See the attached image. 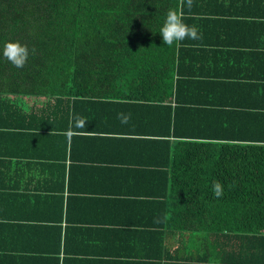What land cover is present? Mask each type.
<instances>
[{"label":"trees","instance_id":"obj_1","mask_svg":"<svg viewBox=\"0 0 264 264\" xmlns=\"http://www.w3.org/2000/svg\"><path fill=\"white\" fill-rule=\"evenodd\" d=\"M178 6L179 0H0V132H15L19 141L65 138L78 114L86 126L77 131L152 137L148 143L160 148L148 149L140 167L157 173L146 178V201L162 205L156 233L163 264H264V104L237 111L181 95L178 42L164 45L159 33L167 11ZM9 40L36 49L23 68L3 58ZM14 94L45 100L27 106ZM119 113L144 120L146 133L130 123L111 131L107 124L121 121ZM215 181L223 185L220 198ZM19 195L0 191V205ZM168 235L179 237L175 252Z\"/></svg>","mask_w":264,"mask_h":264},{"label":"crops","instance_id":"obj_2","mask_svg":"<svg viewBox=\"0 0 264 264\" xmlns=\"http://www.w3.org/2000/svg\"><path fill=\"white\" fill-rule=\"evenodd\" d=\"M183 12L202 39L178 42L181 95L196 105L263 109L264 0H193ZM133 119L107 128L138 124L145 134V121ZM14 133L0 132V191L20 194L1 201L0 264L164 263L156 233L162 205L146 201V178L157 173L140 167L148 149L160 148L148 143L154 138L76 130L65 138L19 141ZM167 242L178 250L177 235Z\"/></svg>","mask_w":264,"mask_h":264},{"label":"clouds","instance_id":"obj_3","mask_svg":"<svg viewBox=\"0 0 264 264\" xmlns=\"http://www.w3.org/2000/svg\"><path fill=\"white\" fill-rule=\"evenodd\" d=\"M185 3L189 10L193 6V0H179L178 8L169 9L166 13V19L160 28L162 43L171 47L174 43L185 39L200 40L202 35L196 25L189 26L184 22ZM35 48L31 50L26 44L19 40H9L3 44L2 56L16 68H23L28 61L29 55H34ZM118 118L121 123L126 124L130 120V114L119 113ZM86 126V120L83 116L73 114L70 120L68 132L71 134L76 129H83ZM213 195L216 198L223 196V185L220 181H215L212 185Z\"/></svg>","mask_w":264,"mask_h":264},{"label":"rangeland","instance_id":"obj_4","mask_svg":"<svg viewBox=\"0 0 264 264\" xmlns=\"http://www.w3.org/2000/svg\"><path fill=\"white\" fill-rule=\"evenodd\" d=\"M11 96V95H10ZM12 97L13 98H17V99H25V100H27V99H32L33 98V96H28V95H16V94H14V95H12Z\"/></svg>","mask_w":264,"mask_h":264}]
</instances>
